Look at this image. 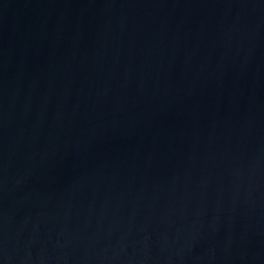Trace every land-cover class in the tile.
<instances>
[{"label":"water","instance_id":"1","mask_svg":"<svg viewBox=\"0 0 264 264\" xmlns=\"http://www.w3.org/2000/svg\"><path fill=\"white\" fill-rule=\"evenodd\" d=\"M0 264H264V0H0Z\"/></svg>","mask_w":264,"mask_h":264}]
</instances>
